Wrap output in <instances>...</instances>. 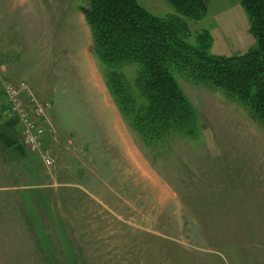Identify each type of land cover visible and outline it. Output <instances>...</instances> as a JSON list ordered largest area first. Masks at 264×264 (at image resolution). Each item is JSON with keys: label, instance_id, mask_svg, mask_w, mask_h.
Returning a JSON list of instances; mask_svg holds the SVG:
<instances>
[{"label": "rangeland", "instance_id": "rangeland-1", "mask_svg": "<svg viewBox=\"0 0 264 264\" xmlns=\"http://www.w3.org/2000/svg\"><path fill=\"white\" fill-rule=\"evenodd\" d=\"M45 1H18V13ZM136 1L158 18L176 14L165 0ZM204 1L201 19H185L191 46L206 32L211 57L256 48L242 0ZM11 4L0 0V12ZM11 32L0 28V264H264V124L247 105L188 67L171 68L189 120L162 136L144 137L134 122L146 106L134 84L139 68L119 67L132 94H118L125 120L120 116L145 166L117 164L83 184L75 174L58 173L49 149L54 163L45 168L40 153L21 142L3 87L12 79L25 81L11 61L15 48L29 46L27 37L21 46L10 45Z\"/></svg>", "mask_w": 264, "mask_h": 264}, {"label": "trees", "instance_id": "trees-1", "mask_svg": "<svg viewBox=\"0 0 264 264\" xmlns=\"http://www.w3.org/2000/svg\"><path fill=\"white\" fill-rule=\"evenodd\" d=\"M165 1L176 14L155 17L136 0H87L80 8L90 29L91 53L106 70L102 76L120 114L118 94L125 91L130 98L132 94L127 93L129 86L117 70L136 66L134 84L146 102L134 115V122L142 126L139 133L159 136L169 126L187 125L188 105L170 72L184 66L239 99L264 124V0H242L257 44L248 53L231 58L207 54L206 32L197 38V47L187 42L190 30L185 19H201L206 12L204 0Z\"/></svg>", "mask_w": 264, "mask_h": 264}, {"label": "crops", "instance_id": "crops-1", "mask_svg": "<svg viewBox=\"0 0 264 264\" xmlns=\"http://www.w3.org/2000/svg\"><path fill=\"white\" fill-rule=\"evenodd\" d=\"M18 1L11 0V9L2 5L0 28L7 34L13 31L10 45L14 47L28 39L27 49L15 48L12 71L25 77L27 82L21 81L46 108L45 147L54 156L56 169L61 168L58 173L75 174L84 184L85 179H98L89 175L113 172L114 166L130 168L134 161L143 168L144 161L91 53L90 30L80 6L46 0L32 12L18 13Z\"/></svg>", "mask_w": 264, "mask_h": 264}, {"label": "built area", "instance_id": "built-area-1", "mask_svg": "<svg viewBox=\"0 0 264 264\" xmlns=\"http://www.w3.org/2000/svg\"><path fill=\"white\" fill-rule=\"evenodd\" d=\"M3 99L10 116L20 125L22 144L40 153L45 168L51 167L54 160L45 149L46 108L35 99L25 82H6L3 87Z\"/></svg>", "mask_w": 264, "mask_h": 264}]
</instances>
